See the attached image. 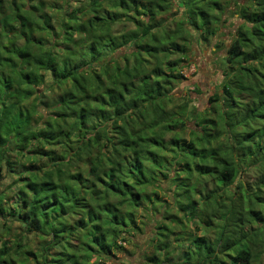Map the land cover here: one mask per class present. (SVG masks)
I'll return each mask as SVG.
<instances>
[{
    "label": "trees",
    "instance_id": "16d2710c",
    "mask_svg": "<svg viewBox=\"0 0 264 264\" xmlns=\"http://www.w3.org/2000/svg\"><path fill=\"white\" fill-rule=\"evenodd\" d=\"M229 13L198 110L175 89ZM126 245L264 264V0H0V264H119Z\"/></svg>",
    "mask_w": 264,
    "mask_h": 264
},
{
    "label": "rangeland",
    "instance_id": "374dc122",
    "mask_svg": "<svg viewBox=\"0 0 264 264\" xmlns=\"http://www.w3.org/2000/svg\"><path fill=\"white\" fill-rule=\"evenodd\" d=\"M223 19V25L215 38L208 43L194 44L188 58L189 64L183 70L186 81L179 84L175 89L177 96L189 95L191 106L198 110H202L206 106L207 98L210 95L220 91V84L223 82L225 48L230 43L233 30L240 23L238 17L232 13L226 14ZM12 236L14 233L10 237ZM143 239L140 236L138 238L139 243ZM26 241L29 243L30 249L34 250L36 240L31 236H26ZM125 247L129 254L124 255V258L119 256L117 263L138 264L136 257L131 255L133 247L131 245Z\"/></svg>",
    "mask_w": 264,
    "mask_h": 264
},
{
    "label": "built area",
    "instance_id": "2783aa9c",
    "mask_svg": "<svg viewBox=\"0 0 264 264\" xmlns=\"http://www.w3.org/2000/svg\"><path fill=\"white\" fill-rule=\"evenodd\" d=\"M184 75V74H183ZM184 77H186L185 75H184Z\"/></svg>",
    "mask_w": 264,
    "mask_h": 264
}]
</instances>
